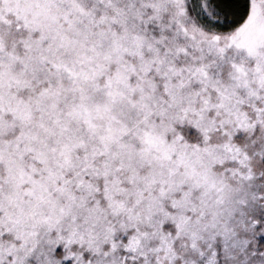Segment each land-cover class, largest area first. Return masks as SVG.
<instances>
[{"label": "snow or ice", "instance_id": "snow-or-ice-1", "mask_svg": "<svg viewBox=\"0 0 264 264\" xmlns=\"http://www.w3.org/2000/svg\"><path fill=\"white\" fill-rule=\"evenodd\" d=\"M0 264H264V0H0Z\"/></svg>", "mask_w": 264, "mask_h": 264}]
</instances>
